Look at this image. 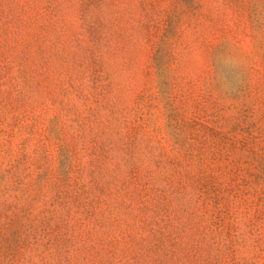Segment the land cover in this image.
<instances>
[{
    "label": "rangeland",
    "instance_id": "1",
    "mask_svg": "<svg viewBox=\"0 0 264 264\" xmlns=\"http://www.w3.org/2000/svg\"><path fill=\"white\" fill-rule=\"evenodd\" d=\"M0 264H264V0H0Z\"/></svg>",
    "mask_w": 264,
    "mask_h": 264
}]
</instances>
